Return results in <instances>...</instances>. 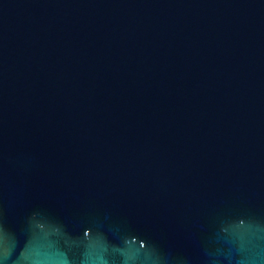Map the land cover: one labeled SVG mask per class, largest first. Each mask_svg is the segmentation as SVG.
Wrapping results in <instances>:
<instances>
[{"label": "water", "instance_id": "obj_1", "mask_svg": "<svg viewBox=\"0 0 264 264\" xmlns=\"http://www.w3.org/2000/svg\"><path fill=\"white\" fill-rule=\"evenodd\" d=\"M0 264H264V0H0Z\"/></svg>", "mask_w": 264, "mask_h": 264}]
</instances>
